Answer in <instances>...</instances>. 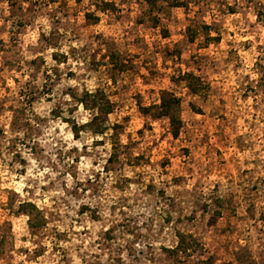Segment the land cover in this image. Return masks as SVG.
Instances as JSON below:
<instances>
[{
    "label": "rangeland",
    "instance_id": "obj_1",
    "mask_svg": "<svg viewBox=\"0 0 264 264\" xmlns=\"http://www.w3.org/2000/svg\"><path fill=\"white\" fill-rule=\"evenodd\" d=\"M0 264H264V0H0Z\"/></svg>",
    "mask_w": 264,
    "mask_h": 264
},
{
    "label": "trees",
    "instance_id": "obj_2",
    "mask_svg": "<svg viewBox=\"0 0 264 264\" xmlns=\"http://www.w3.org/2000/svg\"><path fill=\"white\" fill-rule=\"evenodd\" d=\"M148 3H154L156 0H147ZM188 75L189 79H193V74H186ZM193 88V86L191 85ZM101 91L96 90L95 92L87 91L84 96L81 97V103L88 109L95 110L92 118L87 121L82 126L74 125V134L78 135L79 131L83 129V127H88L92 129L94 132L103 133L104 126L102 125L105 116L104 114H108L111 112L110 101L102 94L100 95ZM180 105V99L174 94H170L168 96L162 95L160 98V102L158 104V113L159 116H167L171 125V133L174 137L178 136L179 129L181 127V118L178 113ZM141 108L146 112L149 111V106H141ZM182 238L180 246H184V236L180 235Z\"/></svg>",
    "mask_w": 264,
    "mask_h": 264
}]
</instances>
